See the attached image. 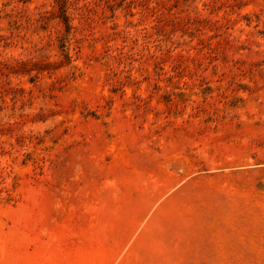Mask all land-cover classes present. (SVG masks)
Masks as SVG:
<instances>
[{
  "label": "rangeland",
  "instance_id": "374dc122",
  "mask_svg": "<svg viewBox=\"0 0 264 264\" xmlns=\"http://www.w3.org/2000/svg\"><path fill=\"white\" fill-rule=\"evenodd\" d=\"M0 264H264V0H0Z\"/></svg>",
  "mask_w": 264,
  "mask_h": 264
}]
</instances>
